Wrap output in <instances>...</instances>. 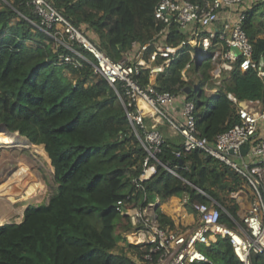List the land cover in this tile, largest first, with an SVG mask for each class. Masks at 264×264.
Instances as JSON below:
<instances>
[{"label": "trees", "instance_id": "16d2710c", "mask_svg": "<svg viewBox=\"0 0 264 264\" xmlns=\"http://www.w3.org/2000/svg\"><path fill=\"white\" fill-rule=\"evenodd\" d=\"M46 1L115 61L124 58L131 42H150L163 28L154 18L161 0ZM187 1L203 6L209 0ZM41 27L26 0H0V123L42 145L53 171L47 199L26 206L19 223L0 225V264H136L133 256L141 250L124 236L133 227L116 203L143 195L132 182L143 170L144 133L135 134L116 92L94 72L93 57L74 41L68 45L86 59L76 56L54 27L50 35ZM242 27L253 60L264 64V0L245 3ZM186 41L187 35L171 26L167 43L181 47L179 54L164 72L142 70L137 81L144 87L152 78L157 91L192 100L196 133L213 142L238 122V105L229 95L254 110L264 109V78L256 69L241 72L237 63L215 76L210 59L224 47L213 41L197 63L190 52L199 55L201 50ZM65 56L72 61L65 62ZM207 89L212 92L206 94ZM117 90L122 94L119 86ZM144 121L149 127V117ZM161 123L166 130L157 160L176 166L178 176L154 162L156 173L143 182L146 194L155 192L160 202L186 196L189 210L210 197L232 217L221 211L220 222L230 228L235 222L242 225L231 198L240 190V175L210 155L183 151L180 134L164 119L157 129ZM156 215L160 226H172L159 207ZM200 251L207 259L201 264H242L226 237ZM250 264H264V253L251 254Z\"/></svg>", "mask_w": 264, "mask_h": 264}, {"label": "built area", "instance_id": "2783aa9c", "mask_svg": "<svg viewBox=\"0 0 264 264\" xmlns=\"http://www.w3.org/2000/svg\"><path fill=\"white\" fill-rule=\"evenodd\" d=\"M245 3L246 0H209L200 6L187 0H161L155 8L154 18L163 24V28L150 42H131L124 58L115 61L101 52L46 0H26L27 8L39 18L44 32L50 35L49 31L54 27L64 36L72 53L86 59L68 45L75 41L93 57L91 64L94 72L116 92L135 134L137 130L144 133L142 144L146 156L142 162L143 170L132 182L143 195L137 201L128 196L126 202L116 203L117 210L130 217L133 227L127 234V241L141 250L139 257L133 256L136 264H201L207 259L197 246L210 245L218 237L228 238L233 253L242 264H250L251 254L264 253V109L254 110L247 102H238L233 95H229L238 105V122L218 134L215 141L209 142L196 133L195 104L192 100L184 95L157 91L152 78L144 87L137 81L142 70H147L150 75L164 72L179 54L181 47H172L167 43L169 29L174 25L187 35L186 44L201 50L199 55L190 52L192 60L197 63L203 61V54L211 49L213 41L224 47L223 51L215 50L210 59L215 76L221 70H231L237 63L241 72L256 69L258 76L264 78V64L253 60L252 44L242 27ZM64 61L70 62L72 57L65 56ZM188 66L182 71L183 80H186ZM172 109L177 111V116ZM146 117L150 120L149 127L144 121ZM159 119L166 120L180 134L183 151L198 150L210 155L244 179L246 186L231 195L238 205L237 215L242 225L235 222V228H230L220 222L221 211L232 217L217 201L197 189L208 198V202L193 205L197 214L196 223L182 230L160 226L147 202L143 182L156 173L154 162L170 174L178 175L176 166L157 160L165 139L157 129ZM241 148H246L244 154ZM175 155L180 157L179 152Z\"/></svg>", "mask_w": 264, "mask_h": 264}, {"label": "rangeland", "instance_id": "374dc122", "mask_svg": "<svg viewBox=\"0 0 264 264\" xmlns=\"http://www.w3.org/2000/svg\"><path fill=\"white\" fill-rule=\"evenodd\" d=\"M250 1L256 2L258 0H246L247 3H250ZM87 34L93 38L92 33L87 31ZM211 92V90H206V94H210ZM165 128L166 126L161 123L159 130L163 135H165ZM2 134L4 133L0 132V135ZM179 140L182 145L183 138L181 137ZM16 142L21 144V148L10 145H15ZM28 145L25 139L17 136H10L7 140L0 141V179L4 171L9 172L5 176L11 174V172H23L28 169L32 174V177L19 191L7 195H0V225L10 222L19 223L26 206L37 204L47 199L51 194L50 188L53 187L52 169L49 159L43 150V146L36 145L34 146L35 148H28ZM238 177L241 182L240 189H243L246 186L245 181L242 177ZM126 192L127 190H125ZM147 202L150 205L157 202L155 192L147 191ZM184 202L185 198H180L178 203L179 207H183ZM124 236L127 237V234L125 233ZM202 247L203 245L197 246L199 250Z\"/></svg>", "mask_w": 264, "mask_h": 264}, {"label": "crops", "instance_id": "0c3cea01", "mask_svg": "<svg viewBox=\"0 0 264 264\" xmlns=\"http://www.w3.org/2000/svg\"><path fill=\"white\" fill-rule=\"evenodd\" d=\"M176 108H177V105H176ZM172 112L174 115L177 116V111H174L172 109ZM180 198H185V201H186V196H182ZM180 198L173 196V197H170L160 202L159 198L157 197V202L155 204H158V207L161 213L165 215L166 218L172 221L171 227L169 225H166L165 227L182 230L187 227H191L196 223L197 221L196 212L193 209L189 210L185 206V204L182 205L183 207H179L178 203H179ZM154 214L157 218L156 211L154 212Z\"/></svg>", "mask_w": 264, "mask_h": 264}, {"label": "bare ground", "instance_id": "6f19581e", "mask_svg": "<svg viewBox=\"0 0 264 264\" xmlns=\"http://www.w3.org/2000/svg\"><path fill=\"white\" fill-rule=\"evenodd\" d=\"M0 132L4 133L0 135V141H5L10 136L11 137L17 136L16 134L9 135L3 131H0ZM21 139H24V138H21ZM28 144H29L28 148L31 147L30 143ZM10 145L12 147L15 146V147L21 148V144L19 142H16L15 145L14 144H10ZM6 173H9V172L4 171V173L2 174L3 177L1 176V179H0V195H7V194H11V193L19 191L24 186V184L32 177V174L30 173L29 169L24 170L23 172H11V174L5 176Z\"/></svg>", "mask_w": 264, "mask_h": 264}, {"label": "water", "instance_id": "95a60500", "mask_svg": "<svg viewBox=\"0 0 264 264\" xmlns=\"http://www.w3.org/2000/svg\"><path fill=\"white\" fill-rule=\"evenodd\" d=\"M235 53L237 54L238 52L235 51ZM0 131H3V132H5V133H7V134H9V135H14V134H16L18 137L26 139V140L28 141V143H30L32 146H36V145L33 144V143H32L27 137H25V136H23V135H20L18 131H9V130L7 129V127H6L3 123H0ZM13 147H14V146H13ZM240 151H241L242 154H244V153L246 152V148H241ZM229 153L231 154L232 151H230ZM179 162L182 163V160H180ZM51 169H52V168H51ZM52 172H53V171H52ZM151 207H152L153 212H155L156 209L158 208V204L151 205Z\"/></svg>", "mask_w": 264, "mask_h": 264}]
</instances>
